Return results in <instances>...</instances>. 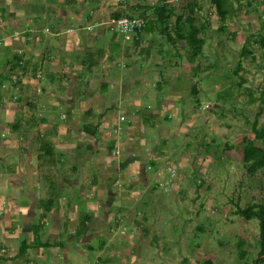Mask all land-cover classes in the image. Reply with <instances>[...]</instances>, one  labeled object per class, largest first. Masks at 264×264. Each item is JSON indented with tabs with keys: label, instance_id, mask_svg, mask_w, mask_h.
Listing matches in <instances>:
<instances>
[{
	"label": "crops",
	"instance_id": "crops-1",
	"mask_svg": "<svg viewBox=\"0 0 264 264\" xmlns=\"http://www.w3.org/2000/svg\"><path fill=\"white\" fill-rule=\"evenodd\" d=\"M142 1L0 0V264H83L88 257L92 261L87 264H138L145 245L160 243L163 227L151 238L146 213L139 211L144 206L140 197L143 202L147 193L154 198L159 188L149 170L155 169V178L168 161L156 151L168 137L159 127L160 118L179 114V100L187 115L190 94L183 89L193 86L179 88L172 77L180 74L166 73L171 82L161 76L156 80L168 88L160 105L143 107L134 95L159 99L161 93L150 87L152 69L146 66L138 77L136 68L142 66L137 56L144 48L148 52L160 34L141 29L124 37L119 57L103 46L110 37L105 21L116 13L139 12ZM50 15L56 24L52 28L47 26ZM112 65L125 73L117 78L108 70ZM188 73L183 74L187 79ZM16 76L19 83L13 84L10 77ZM140 79L138 92H131ZM107 83L118 89L120 98L102 100L99 91ZM68 157L75 162L72 170L48 176L45 187L46 169ZM151 186L155 191H149ZM127 221L135 229L121 237L131 247L116 240L119 227L128 229ZM96 236L106 240L93 246ZM205 258L214 261L202 253L193 259L198 263Z\"/></svg>",
	"mask_w": 264,
	"mask_h": 264
},
{
	"label": "rangeland",
	"instance_id": "rangeland-1",
	"mask_svg": "<svg viewBox=\"0 0 264 264\" xmlns=\"http://www.w3.org/2000/svg\"><path fill=\"white\" fill-rule=\"evenodd\" d=\"M173 1L175 12L171 17L172 23L177 15L184 19L191 9L195 24L202 25L200 36L205 44L202 53L192 58L183 40L175 41L173 46L166 35H156L155 42L150 44L152 48L148 52V48H144L143 55L137 56V65L142 66V69L136 68L138 77L144 75L146 66L152 69L149 73L155 80L150 87L155 88V93H161L159 99L141 93L134 95L141 99L143 107L160 105L159 101L168 88L156 80L161 76V81L171 82L166 73L180 74L181 77H172L177 87L181 88L185 83L196 89V92L183 89L184 93L190 94L186 99L187 115L182 112V101L179 100L175 102L179 114L169 112L168 117L160 118L159 127L168 137L167 144L158 146L156 151L157 154L161 152L169 164L164 163V168L158 170L155 178V169L149 170L151 182L157 179L159 189L153 199L145 194L146 202L140 197L144 206L139 211L146 213L151 238L156 239L159 233L164 232L159 234L162 236L160 243L155 240L152 247L145 245L141 249L138 264H207L194 261L193 258L197 259L200 253L214 259L210 264H254L259 252L258 221L242 218L237 209L249 204H264V167L255 173L249 172L241 151L246 139L263 145L254 139L252 123L256 119L258 127H264V45L255 40L259 38V33L264 35V0H228L232 7L224 24L220 22L211 0ZM144 2L154 3L155 0ZM130 16L143 17L139 12ZM54 20V15H50L47 26H56ZM109 29L106 36L110 37L103 39L102 44L110 46L114 55L119 57L124 35ZM145 39H148V34ZM159 47L167 53L154 52L153 48L161 50ZM109 63L107 61L102 70H106ZM108 70H114L117 78L125 73L117 65ZM186 71L189 72V79L183 75ZM141 83L140 79L130 91L138 92ZM55 84L58 85V81ZM112 85L107 83L99 91L103 101L120 98L118 89ZM184 119L187 123L182 125ZM114 154H119V151ZM68 160L69 157L62 165L56 163L51 169H46L47 178H42L45 187H49L48 176L58 177L59 174H66L67 169L72 170L75 162ZM150 190L155 191L152 186ZM136 202L138 200L133 204L138 205ZM122 220L124 223V218ZM131 222H126L128 229L119 227L117 230L119 236L116 240L121 246L131 247L121 237L122 233L133 232L135 228L130 227ZM155 224L159 227L153 226ZM104 240L96 236L91 242L94 246ZM136 244L139 243L136 241ZM239 247L246 252L243 258L240 257ZM87 252L91 257L96 255V252ZM90 261L88 257L83 264Z\"/></svg>",
	"mask_w": 264,
	"mask_h": 264
},
{
	"label": "trees",
	"instance_id": "trees-1",
	"mask_svg": "<svg viewBox=\"0 0 264 264\" xmlns=\"http://www.w3.org/2000/svg\"><path fill=\"white\" fill-rule=\"evenodd\" d=\"M211 1L212 5L216 9V14L220 22L224 24L226 19H228L227 17L229 16V9L232 7L231 3L228 2V0ZM173 2V0H155L154 3H150L149 5H146V3L143 1L142 3L140 2L141 4H139L137 9H139L140 15L143 16L140 18L145 19V26L141 29L142 31L145 30L146 32H148L150 29L151 31L154 30V32H157L162 36L166 35V38L170 40L174 46L176 43L175 41L183 40L186 44V47L189 49V56L196 58L202 53V48L205 44L204 38L200 36L202 25L200 26L195 24L196 19H194V13L191 9H189V13L184 19L181 15H177L172 23L171 17L175 12V4ZM119 15V13L115 14L116 17H119ZM129 17L132 16L129 15ZM154 27H156V29H154ZM255 40L261 45H264L263 34L259 33V38ZM244 49L247 50L245 47ZM238 67L240 66L238 65ZM237 71L238 69L235 72L237 73ZM10 78L14 79L12 80L13 84L19 83L18 76ZM192 90H195V88L192 87ZM252 131L254 133V139L261 141L263 145H256L253 140L246 139L241 146V151L243 162L247 165V170L251 173H255L264 167V127H258L257 120L255 119V121L252 123ZM229 147L231 149L233 148L232 145ZM50 203L51 202L48 201L47 204ZM237 212L242 218L246 220L256 219L258 221L259 252L254 264H264V204H249L245 208H238ZM240 243L243 244V241L240 240ZM239 250L240 257H245L246 252L242 250V247H239ZM203 262L210 264L211 260L209 258H205Z\"/></svg>",
	"mask_w": 264,
	"mask_h": 264
},
{
	"label": "built area",
	"instance_id": "built-area-1",
	"mask_svg": "<svg viewBox=\"0 0 264 264\" xmlns=\"http://www.w3.org/2000/svg\"><path fill=\"white\" fill-rule=\"evenodd\" d=\"M105 22L110 29L123 34L126 39L138 33L145 26V19L135 16L110 17Z\"/></svg>",
	"mask_w": 264,
	"mask_h": 264
}]
</instances>
